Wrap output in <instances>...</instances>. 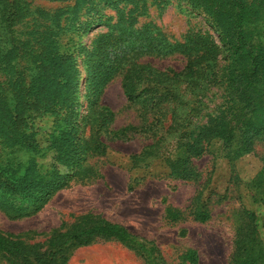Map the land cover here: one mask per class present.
I'll return each instance as SVG.
<instances>
[{"label":"trees","instance_id":"trees-1","mask_svg":"<svg viewBox=\"0 0 264 264\" xmlns=\"http://www.w3.org/2000/svg\"><path fill=\"white\" fill-rule=\"evenodd\" d=\"M46 1L67 6L45 11L34 9L26 0H0V210L10 220L42 211L72 180L71 173L76 176L82 171L83 157L105 156L108 142L152 134L158 140L132 160L137 164L147 157H159L163 139L158 133L165 122L170 123L167 133L176 140L177 152L164 160L169 177L187 183L200 181L195 160L210 153L215 142L221 143L235 166L238 159L254 152L257 142L264 141V8L249 0H184L205 16L220 45L208 34H192L185 45L178 46L186 61L183 70L162 71L138 61L143 56L167 58L176 54L174 46L151 37L147 27H123L119 0ZM100 4L116 9L120 20L116 26L109 25L108 20L109 32L94 38L90 48H83L82 32L86 35L98 26L97 19L102 22ZM112 28L120 33L116 35ZM83 53L86 58L81 69L78 55ZM221 61L224 67L217 70ZM219 74L223 75L230 105L209 117L198 130L191 129L190 116L179 112L189 103L174 89L185 86L194 96L201 88L220 85ZM120 75L128 103L141 106L140 124L114 130L116 114L101 97L106 86ZM82 97L88 104L84 115L80 111ZM43 116L54 117L58 130L51 137L50 147L56 150L57 165L71 173H62L56 166L45 173L38 169L36 156L42 150L31 122ZM87 128L90 135L85 138ZM261 161L262 168L250 186L264 208V157ZM82 175V180L89 177L90 181L101 177L98 170L87 167ZM165 214L171 222L186 218L185 212L172 206L166 207ZM239 215L229 264H264L257 215L244 207ZM188 216L200 223L210 220L201 192L194 197ZM99 241L121 243L144 264H167L154 243L91 213L70 225L62 224L47 240L36 244L0 231V257L7 264H68L73 250ZM198 261L197 251L189 250L181 264Z\"/></svg>","mask_w":264,"mask_h":264},{"label":"rangeland","instance_id":"rangeland-1","mask_svg":"<svg viewBox=\"0 0 264 264\" xmlns=\"http://www.w3.org/2000/svg\"><path fill=\"white\" fill-rule=\"evenodd\" d=\"M26 1L34 9L45 11H55L67 6L46 0ZM249 1L260 9L264 8V0ZM118 8L124 14L123 27L128 24L132 26L131 30L147 27L151 37L164 40L167 45L175 48L174 55H168L167 58L143 56L138 61L139 64H149L162 71H182L186 61L179 54L178 46L185 45L192 34H208L220 45L205 16L184 0H134L133 3L119 0ZM98 10L102 22L97 19L98 26L86 35L82 32L80 42L83 48H90L94 38L109 32L110 28L105 24L108 20H111V26H116L120 20L116 9L100 4ZM129 12H132L131 16ZM28 25L32 26V22ZM112 31L116 35L120 33L119 29L112 28ZM85 58V53L78 55L81 69H84ZM223 67L224 63L221 61L216 69ZM222 76L219 74L220 85L211 84L201 88L195 97L185 86L174 89L189 103L179 109V112L184 117L190 116L191 129L198 130L207 123L209 117L216 116L230 105ZM81 100L83 105L80 111L84 115L88 104L84 97ZM101 101L116 114L114 130L140 124L141 106H131L128 103L123 93L121 75L106 86ZM169 116L170 113L168 119ZM31 124L36 143L42 150L36 156L38 169L45 173L56 166L62 173H71L66 167L57 165L56 150L50 147L51 137L58 130L54 117H39L32 120ZM169 125V122H165L158 133L163 139L158 149L159 157H147L137 164L132 160L133 156L158 140L152 134L137 135L126 142H108L107 154L103 157H83L82 171L76 176L74 172L71 173L72 180L69 179V183L57 191L38 214L10 220L0 210V231L36 244L47 240L62 224L70 225L77 218L91 213L154 243L167 264H181L182 256L189 250L197 251L198 264H229L236 229L241 220L239 214L244 207L257 215L258 231L264 241V208L256 201L257 195L250 186L262 168L264 141L257 142L254 152L238 159L235 166L230 164L221 143L215 142L210 147V153L195 160L201 173L200 181L187 183L170 178L164 161L168 155L175 156L177 153L176 140L167 133ZM83 133L85 138L90 135L88 128ZM86 167L98 170L101 177L90 181L88 178L93 177L91 174L82 180ZM199 192L202 193V201L207 204L211 215L206 223L196 222L188 216L192 201ZM167 206L182 210L186 213V218L178 222L168 221L165 214ZM0 264L7 263L0 257ZM68 264H144V261L117 241H99L73 250Z\"/></svg>","mask_w":264,"mask_h":264}]
</instances>
